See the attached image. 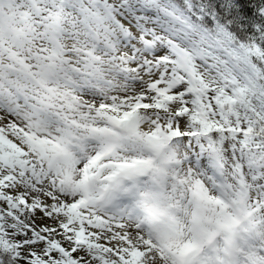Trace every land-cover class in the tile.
<instances>
[{"label":"snow or ice","instance_id":"obj_1","mask_svg":"<svg viewBox=\"0 0 264 264\" xmlns=\"http://www.w3.org/2000/svg\"><path fill=\"white\" fill-rule=\"evenodd\" d=\"M0 264H264V0H0Z\"/></svg>","mask_w":264,"mask_h":264}]
</instances>
